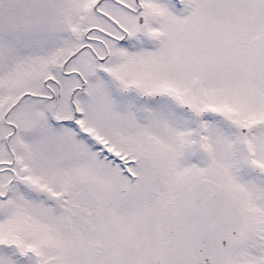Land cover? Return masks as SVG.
I'll return each mask as SVG.
<instances>
[{"label":"snow or ice","instance_id":"6c2138e0","mask_svg":"<svg viewBox=\"0 0 264 264\" xmlns=\"http://www.w3.org/2000/svg\"><path fill=\"white\" fill-rule=\"evenodd\" d=\"M0 264H264V0H0Z\"/></svg>","mask_w":264,"mask_h":264}]
</instances>
